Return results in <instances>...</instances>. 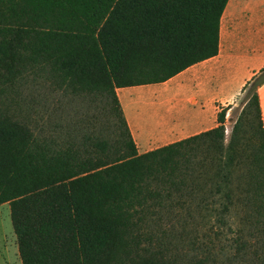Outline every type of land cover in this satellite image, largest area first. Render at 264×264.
Returning a JSON list of instances; mask_svg holds the SVG:
<instances>
[{"label": "trees", "instance_id": "trees-1", "mask_svg": "<svg viewBox=\"0 0 264 264\" xmlns=\"http://www.w3.org/2000/svg\"><path fill=\"white\" fill-rule=\"evenodd\" d=\"M228 3L0 0V206L22 264H264V68L236 115L144 154L117 95L216 57Z\"/></svg>", "mask_w": 264, "mask_h": 264}, {"label": "crops", "instance_id": "crops-1", "mask_svg": "<svg viewBox=\"0 0 264 264\" xmlns=\"http://www.w3.org/2000/svg\"><path fill=\"white\" fill-rule=\"evenodd\" d=\"M263 68L264 0H229L216 57L162 84L117 89L139 153L216 128L221 109L240 99L244 87ZM166 84L168 88L160 87ZM258 94L264 122V85ZM141 118L149 121L147 128L140 124Z\"/></svg>", "mask_w": 264, "mask_h": 264}, {"label": "rangeland", "instance_id": "rangeland-1", "mask_svg": "<svg viewBox=\"0 0 264 264\" xmlns=\"http://www.w3.org/2000/svg\"><path fill=\"white\" fill-rule=\"evenodd\" d=\"M247 1L248 0H243ZM162 88H168V84L166 86H160ZM244 99V95L238 99L233 105H231L234 109L229 111V115L238 113V108L241 106ZM96 111L95 109H91L90 113ZM144 114V113H143ZM140 124L147 128V123L149 121L140 119ZM231 123L228 124L229 130L232 128ZM152 127H155L152 123ZM0 264H22L19 247L17 242V237L14 232V227L11 218V209L9 204H5L0 206Z\"/></svg>", "mask_w": 264, "mask_h": 264}, {"label": "built area", "instance_id": "built-area-1", "mask_svg": "<svg viewBox=\"0 0 264 264\" xmlns=\"http://www.w3.org/2000/svg\"><path fill=\"white\" fill-rule=\"evenodd\" d=\"M229 133V130H227V134Z\"/></svg>", "mask_w": 264, "mask_h": 264}]
</instances>
